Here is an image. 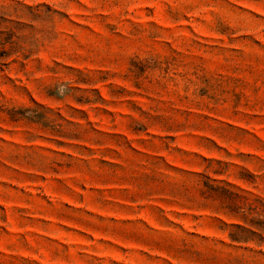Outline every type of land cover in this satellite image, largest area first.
<instances>
[{
  "label": "rangeland",
  "instance_id": "374dc122",
  "mask_svg": "<svg viewBox=\"0 0 264 264\" xmlns=\"http://www.w3.org/2000/svg\"><path fill=\"white\" fill-rule=\"evenodd\" d=\"M0 264H264V0H0Z\"/></svg>",
  "mask_w": 264,
  "mask_h": 264
}]
</instances>
